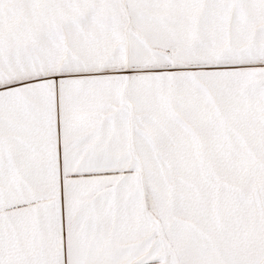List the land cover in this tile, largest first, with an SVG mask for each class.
Masks as SVG:
<instances>
[{
  "label": "snow or ice",
  "instance_id": "obj_1",
  "mask_svg": "<svg viewBox=\"0 0 264 264\" xmlns=\"http://www.w3.org/2000/svg\"><path fill=\"white\" fill-rule=\"evenodd\" d=\"M0 264H264V0H0Z\"/></svg>",
  "mask_w": 264,
  "mask_h": 264
}]
</instances>
